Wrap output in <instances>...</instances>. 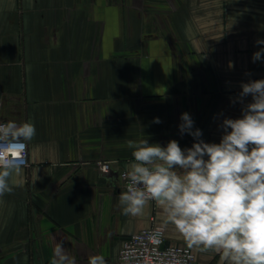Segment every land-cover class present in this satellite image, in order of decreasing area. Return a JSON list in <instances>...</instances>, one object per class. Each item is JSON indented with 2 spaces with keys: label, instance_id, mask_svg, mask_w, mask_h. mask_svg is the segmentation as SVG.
Returning a JSON list of instances; mask_svg holds the SVG:
<instances>
[{
  "label": "crops",
  "instance_id": "1",
  "mask_svg": "<svg viewBox=\"0 0 264 264\" xmlns=\"http://www.w3.org/2000/svg\"><path fill=\"white\" fill-rule=\"evenodd\" d=\"M257 39L264 0H0V118L36 127L29 164L0 197V264H50L53 239L78 264L97 254L113 264L154 224L185 243L154 202L122 214L126 141L191 147L178 128L187 112L219 143L222 120L241 116L230 100L241 82L264 79ZM193 250L199 264H221Z\"/></svg>",
  "mask_w": 264,
  "mask_h": 264
},
{
  "label": "clouds",
  "instance_id": "2",
  "mask_svg": "<svg viewBox=\"0 0 264 264\" xmlns=\"http://www.w3.org/2000/svg\"><path fill=\"white\" fill-rule=\"evenodd\" d=\"M255 43L264 45V39ZM262 57L264 48L253 53V63ZM240 89L230 100L242 105L241 116L222 120L219 143L205 142L187 112L178 128L193 137L191 147L175 139L163 146L143 136L127 140L133 160L122 173L127 184L118 206L136 217L154 202L189 249L213 252L221 264H264V79L241 82ZM35 135L30 122L0 123V197L13 192L10 179L21 173ZM52 253L50 264H78L62 241L53 239ZM87 264L108 262L97 254Z\"/></svg>",
  "mask_w": 264,
  "mask_h": 264
},
{
  "label": "built area",
  "instance_id": "3",
  "mask_svg": "<svg viewBox=\"0 0 264 264\" xmlns=\"http://www.w3.org/2000/svg\"><path fill=\"white\" fill-rule=\"evenodd\" d=\"M5 122L7 121L0 118V123ZM28 156L29 144L21 165L29 164ZM99 165L104 172L110 171L108 162H100ZM122 173L123 186L126 188L127 180ZM113 264H199V261L195 251L189 249L185 243H168L165 228L154 224L127 238L119 258Z\"/></svg>",
  "mask_w": 264,
  "mask_h": 264
}]
</instances>
